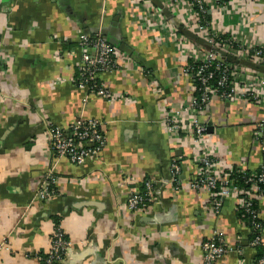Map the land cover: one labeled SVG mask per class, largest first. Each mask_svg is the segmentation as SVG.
Instances as JSON below:
<instances>
[{
  "label": "crops",
  "instance_id": "0c3cea01",
  "mask_svg": "<svg viewBox=\"0 0 264 264\" xmlns=\"http://www.w3.org/2000/svg\"><path fill=\"white\" fill-rule=\"evenodd\" d=\"M206 9L202 33L186 0H0V241L10 246L0 264H41L58 226L72 244L60 264H205L202 244L218 235L229 250L214 264H256L236 199L211 211L210 192L190 188L198 163L186 133L170 135L161 121L164 108H188L194 80L183 69L202 63L211 44L264 46V0H206ZM100 28L127 59L100 74L111 101L75 84L80 36ZM237 78L248 83L251 73ZM262 119L248 98L213 99L197 117L226 169L251 173L264 166L253 137ZM77 120L99 122L106 138L81 166L57 158L45 131ZM49 171L56 196L41 200ZM145 178L156 181L155 201L129 212Z\"/></svg>",
  "mask_w": 264,
  "mask_h": 264
},
{
  "label": "built area",
  "instance_id": "2783aa9c",
  "mask_svg": "<svg viewBox=\"0 0 264 264\" xmlns=\"http://www.w3.org/2000/svg\"><path fill=\"white\" fill-rule=\"evenodd\" d=\"M194 7L197 14L198 29L205 33L206 20L208 15L206 0H186ZM103 28V27H102ZM101 30V28L99 29ZM228 49L222 48L221 44H211L212 50L208 57L202 61L198 67L187 64L183 69V74L194 80V96L185 111H169L164 108L161 121L170 135L180 137L181 132H185V140L193 152L194 160L198 163L197 173L190 183V188L194 191L206 189L210 192L209 208L212 212H218L228 198H235L237 208L244 209L254 220L256 229H260L257 224L259 220L258 209H254L256 203L264 200V173L248 172L245 165L239 166L238 170L243 174H248L250 190L244 192L237 187V182L231 177L230 171L225 167V162L221 161L215 153V147L207 139L208 125L200 124L198 115L203 114L206 107L213 99L223 102L237 103L240 99L248 98L264 109V73L242 64L246 62L250 65L264 68V46L251 47L245 45H234L229 41ZM79 47L82 54L78 70L81 73L82 81L77 85L81 89H86L92 94H97L110 101L114 99L109 90L100 82V74L107 73L116 67L120 59L126 60L118 49L106 42L101 34L95 37L81 35ZM221 53L225 55L222 56ZM228 57L233 62L228 61ZM214 69L220 72V77L216 84L212 85L217 78ZM247 71L251 73L248 83H240L237 78L238 73ZM196 82L200 83L203 90ZM75 83H77L75 81ZM203 91L200 98L195 94ZM48 141L52 151L57 158H67L73 165L81 166L88 160L96 158L106 145V138L101 131V124L96 121L77 120L66 130L56 127H49L46 130ZM183 137V136H182ZM254 143L264 152V119L257 123L254 131ZM218 157V159H217ZM174 169L179 172V166L174 164ZM264 169V166L261 168ZM59 180L52 171L46 175V181L37 192V197L41 200H48L56 196V185ZM156 181L145 178L140 185L132 190L127 201L129 212L147 211L155 201ZM241 197V198H240ZM262 229L260 236L249 243L250 247L263 245ZM72 246L71 242L61 229L57 227L51 239L50 250L45 255H37L36 259L41 264H60L66 251ZM203 259L205 264H214L218 259L228 253V246L222 236H216L212 240L202 244ZM9 241H0V251H9ZM264 264V258L256 262Z\"/></svg>",
  "mask_w": 264,
  "mask_h": 264
},
{
  "label": "trees",
  "instance_id": "16d2710c",
  "mask_svg": "<svg viewBox=\"0 0 264 264\" xmlns=\"http://www.w3.org/2000/svg\"><path fill=\"white\" fill-rule=\"evenodd\" d=\"M96 35H92V37H95ZM191 66L193 67H198L200 64L198 63H194V62H190L189 63ZM214 72L217 76V78L213 81L212 85L216 84V81L218 80V78L220 77V72H218L216 69H214ZM76 85L79 84V82L82 81V76L80 71L78 70V74L77 77L75 78ZM196 85L203 90V87L201 86L200 83L196 82ZM203 91H199L196 96L197 98H200V96L202 95ZM228 171H230V174L232 175L231 177L235 180V182H237V187L241 190H244V192H248L250 190V184L248 183V174H243L241 173L237 167H232L227 169ZM257 173H264V169H260ZM241 198V197H240ZM256 206H254V209H258L259 208V204L256 203ZM237 217L238 219L244 223L246 229L249 232V235L247 237V241L248 244L250 242H252L253 240H255L256 238H258L260 236V229L264 228L263 223L260 220H257V224L260 225V229H256L255 225H254V220L252 219L251 215L247 214L246 211L244 209H238L237 208ZM253 249L256 250L257 252V256L255 257V262L259 261L260 259L264 258V244L263 245H259L256 247H253ZM254 262V263H255Z\"/></svg>",
  "mask_w": 264,
  "mask_h": 264
},
{
  "label": "water",
  "instance_id": "95a60500",
  "mask_svg": "<svg viewBox=\"0 0 264 264\" xmlns=\"http://www.w3.org/2000/svg\"><path fill=\"white\" fill-rule=\"evenodd\" d=\"M114 25H115V23L113 24V26H114ZM112 30H113V29H112ZM108 31H111V29H109V30H107V31H104V30H98V31H96V33H100V34L103 36V38L106 40V42H107L108 44H110L112 47L116 48L115 46H117L118 42H117V41H114L113 39H109V38L107 37V35H108V34H107ZM221 55L224 56L225 54H224V53H221ZM228 61L234 63L233 59H231V58H229V57H228ZM241 63H242V64H245V65H247V66H250V67H252V68L255 69V70H258V71L261 72V73H264V68H263V67L253 66V65H250V64H248V63H246V62H241Z\"/></svg>",
  "mask_w": 264,
  "mask_h": 264
}]
</instances>
